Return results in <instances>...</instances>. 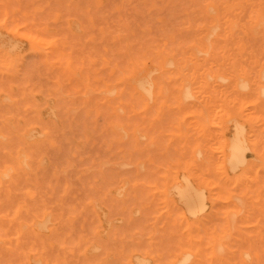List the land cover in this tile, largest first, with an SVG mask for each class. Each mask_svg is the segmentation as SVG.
<instances>
[{
    "label": "rangeland",
    "instance_id": "374dc122",
    "mask_svg": "<svg viewBox=\"0 0 264 264\" xmlns=\"http://www.w3.org/2000/svg\"><path fill=\"white\" fill-rule=\"evenodd\" d=\"M0 7V264H178L187 252L183 264H264V0ZM235 138L244 161L234 166ZM185 176L204 195L193 214L178 194Z\"/></svg>",
    "mask_w": 264,
    "mask_h": 264
},
{
    "label": "bare ground",
    "instance_id": "6f19581e",
    "mask_svg": "<svg viewBox=\"0 0 264 264\" xmlns=\"http://www.w3.org/2000/svg\"><path fill=\"white\" fill-rule=\"evenodd\" d=\"M22 1V0H21ZM34 1V0H33ZM107 1V0H106ZM27 2V1H26ZM61 2H63V1H61ZM80 2V1H79ZM11 3V2H10ZM60 3V2H59ZM78 3V2H77ZM83 3V2H82ZM85 3V2H84ZM106 3V2H105ZM12 4V3H11ZM50 5H51V3H49ZM80 4V3H79ZM89 4V3H88ZM59 5V4H58ZM86 5V4H85ZM105 5V4H104ZM40 6V5H39ZM49 6V5H48ZM47 6V7H48ZM60 6V5H59ZM59 6H57V7H59ZM81 6V5H80ZM84 6V5H83ZM42 7V6H41ZM62 7V6H61ZM67 7V6H66ZM94 7V6H93ZM1 8V7H0ZM11 8H12V6H11ZM51 8V7H50ZM73 8V7H72ZM27 9V8H26ZM49 9V8H48ZM53 10H55V8L53 7L52 8ZM52 9H51V11H52ZM84 9V8H83ZM20 10V9H19ZM50 10V9H49ZM69 10H71V8H69ZM81 10V9H80ZM99 10H100V8H99ZM77 11V10H76ZM84 11V10H83ZM89 12L91 11V10H88ZM87 11V12H88ZM96 11V10H95ZM1 12V11H0ZM43 12V11H42ZM79 12V11H78ZM92 12V11H91ZM7 13H8V11H7ZM69 13H71V11H69ZM3 14V13H2ZM60 14V13H59ZM83 14V13H82ZM87 14V13H86ZM89 14V13H88ZM12 15V14H11ZM10 15V16H11ZM19 15V14H18ZM29 15V14H28ZM47 15V14H46ZM61 15V14H60ZM9 16V17H10ZM59 16V15H58ZM1 17H3V16H1ZM8 17V18H9ZM16 17V16H15ZM37 17H38V14H37ZM40 17H41V15H40ZM38 18V19H41V18ZM84 17H86V16H84ZM34 19V18H33ZM37 19V20H38ZM58 19V18H57ZM24 20V19H23ZM25 20H27V19H25ZM86 20V19H85ZM30 21V20H29ZM35 21V20H34ZM44 21H45V18H44ZM82 20H80V22H81ZM36 22H38V21H36ZM12 23V22H11ZM86 23V22H85ZM42 24V23H41ZM49 24H50V22H49ZM48 24V22H47V25H49ZM72 25V24H71ZM235 25V24H234ZM50 26V25H49ZM48 26V27H49ZM56 25H54V27H55ZM58 26V25H57ZM56 26V27H57ZM60 26V25H59ZM63 26V25H62ZM65 26V25H64ZM35 27V26H34ZM47 26H46V28H48ZM71 27V26H70ZM73 27V26H72ZM263 27V26H262ZM36 28H38V27H36ZM23 29V28H22ZM26 29V28H25ZM38 29H40V28H38ZM57 29H59V28H57ZM56 29V30H57ZM78 29V28H77ZM7 30H8V28H7ZM43 30H44V27H43ZM52 30V29H51ZM15 31V30H14ZM21 31V30H20ZM27 31V30H26ZM209 31H211V30H208V32ZM36 32V31H35ZM44 32H46V31H44ZM57 32H58V30H57ZM76 32H78V31H76ZM80 32V31H79ZM90 32V31H89ZM59 33V32H58ZM57 33V34H58ZM40 34H42V33H40ZM56 34V33H55ZM67 34H69V33H67ZM209 34H210V32H209ZM33 36V35H32ZM45 36V35H44ZM53 36H55L54 34H53ZM61 36H62V34H61ZM35 37V36H34ZM56 37V36H55ZM47 38V37H46ZM49 38H51V37H49ZM66 39H68L67 37H66ZM77 39V38H76ZM59 41L57 40V43H58ZM68 42H70V41H68ZM207 42V41H206ZM65 44H66V41L64 42ZM81 43V42H80ZM68 44V43H67ZM70 44V43H69ZM207 44H209V43H207ZM59 45V44H58ZM73 45V44H72ZM85 45V44H84ZM75 47V46H74ZM86 47V46H85ZM84 47V48H85ZM68 48V47H67ZM82 48V47H81ZM89 48V47H88ZM64 49V48H63ZM69 49V48H68ZM72 49H73V47H72ZM83 49V48H82ZM91 49V48H90ZM133 49V48H132ZM95 50H97V49H95ZM65 51V50H64ZM72 51V50H71ZM75 51H76V49H75ZM93 51H94V49H93ZM129 51V50H128ZM129 52H131V51H129ZM143 51H141V53H142ZM196 52V51H195ZM53 53V52H52ZM72 53V52H71ZM82 53H85V51L83 52L82 51ZM91 53V52H90ZM136 54H137V52H135ZM134 53V54H135ZM147 53V52H146ZM150 53V52H149ZM148 54V53H147ZM196 54V53H195ZM85 55V54H84ZM89 55V54H88ZM142 56V55H141ZM81 57V56H80ZM143 57V56H142ZM49 58V57H48ZM156 58V57H155ZM51 59H53V58H51ZM57 59V58H56ZM59 59H61L60 58V56H59ZM49 60V59H48ZM58 60V59H57ZM34 61V60H33ZM153 61V60H152ZM155 62V61H154ZM55 64H56V62H55ZM62 64V63H61ZM181 65V64H180ZM29 66V65H28ZM126 66H129L128 64L126 65ZM251 67V66H250ZM39 68V67H38ZM37 68V69H38ZM25 69V68H24ZM33 69V68H32ZM129 69H131V67L129 68ZM27 70V69H26ZM45 70V69H44ZM43 70V71H44ZM50 70V69H49ZM207 70H208V68H207ZM82 71V70H81ZM50 72V71H49ZM56 72V71H55ZM83 72V71H82ZM85 72V71H84ZM23 73H25V72H23ZM27 73V72H26ZM52 73V72H51ZM49 74V73H48ZM52 74H55V73H52ZM117 74V73H116ZM26 75V74H25ZM61 75V74H60ZM63 75V74H62ZM31 76V75H30ZM54 76V75H53ZM207 76V75H206ZM220 76V75H219ZM28 77V76H27ZM26 77V78H27ZM198 77V76H197ZM258 77V76H257ZM59 78V77H58ZM129 78H131V77H129ZM208 78V77H207ZM224 78V77H223ZM109 79V78H108ZM107 79V80H108ZM162 79V78H161ZM39 80V79H38ZM42 80V79H41ZM113 80V79H112ZM126 80V79H125ZM141 80V79H140ZM260 81V80H259ZM7 82V81H6ZM40 82V81H39ZM89 82V81H88ZM111 82V81H110ZM140 82V84H137L138 85V87L140 86L141 87V90H144L143 92H145V94L147 93V92H149L150 91V89L152 88V85L149 83V81L147 80V78H143L141 81H139ZM160 82V81H159ZM222 82V81H221ZM8 83V82H7ZM29 83V82H28ZM186 83H187V81H186ZM195 83V82H194ZM261 83V82H260ZM259 83V84H260ZM42 84V83H41ZM90 84H92L91 82H90ZM176 84V83H175ZM49 85V84H48ZM28 86V85H27ZM110 86V85H109ZM53 87V86H52ZM159 87V86H158ZM38 88V87H37ZM42 88V87H41ZM114 88V87H113ZM112 88V89H113ZM126 88V87H125ZM156 88V87H155ZM239 88V87H238ZM111 89V90H112ZM164 89V88H163ZM27 90V89H26ZM91 90V89H90ZM110 90V91H111ZM156 90H158L157 88H156ZM104 91V90H103ZM9 92V91H8ZM59 92V91H58ZM85 92H87V91H85ZM155 92H157V91H155ZM170 92H171V90H170ZM190 92V91H189ZM52 93V92H51ZM100 93H103V92H101L100 91ZM100 93H98V94H100ZM106 93V92H105ZM107 93H109L108 91H107ZM112 93V92H111ZM150 93V92H149ZM165 93V92H164ZM44 94V93H43ZM53 94H54V92H53ZM121 94V93H120ZM167 94V93H166ZM109 95V94H108ZM148 96V98H150L151 96L150 95H147ZM176 96V95H175ZM193 97V96H192ZM160 98L162 99V97L160 96ZM172 98V97H171ZM191 98V97H190ZM122 99H123V97H122ZM212 99V98H211ZM227 99V98H226ZM47 100V99H46ZM134 100V99H133ZM19 101V100H18ZM129 101H131V100H129ZM168 101V100H167ZM20 102V101H19ZM58 102V101H57ZM60 102V101H59ZM62 102V101H61ZM61 102L59 103V104H61ZM18 103V102H17ZM48 103V102H47ZM64 104H65V102H63ZM19 104H22V103H19ZM28 104V103H27ZM114 104V103H113ZM202 104V103H201ZM25 105V104H24ZM29 105V104H28ZM119 105V104H118ZM31 106V105H30ZM36 106V105H35ZM69 106H72V105H69ZM104 105H102V107H103ZM10 107V106H9ZM19 107V106H18ZM49 107V106H48ZM55 107H57L56 105H55ZM124 107V106H123ZM20 108H22V107H20ZM104 108V107H103ZM105 109V108H104ZM116 109V108H115ZM198 109V108H197ZM2 110V109H1ZM70 110V109H69ZM183 110V109H182ZM200 110V109H199ZM3 111V110H2ZM6 111V110H5ZM72 110H70V112H71ZM153 111V110H152ZM205 111V110H204ZM211 111V110H210ZM250 111V110H249ZM9 112V111H8ZM38 112H39V109H38ZM153 112H155V111H153ZM186 112V111H185ZM13 114V113H12ZM26 114V113H25ZM29 114H31L30 112H29ZM167 114V113H166ZM182 114V113H181ZM63 115V114H62ZM61 115V116H62ZM166 116H168V115H166ZM165 116V117H166ZM170 116H172V115H170ZM59 118H60V116H58ZM141 117V116H140ZM173 117V116H172ZM226 117V116H225ZM16 118V117H15ZM70 118V117H69ZM69 118H68V120H69ZM112 118V117H111ZM134 118V117H133ZM168 117H166V119H167ZM11 119V118H10ZM9 118H8V120H10ZM62 119V118H61ZM165 119V120H166ZM48 120V119H47ZM121 120V119H120ZM149 120V119H148ZM151 120V119H150ZM168 120V119H167ZM171 120H173V118L171 119ZM67 121V120H66ZM142 121V120H141ZM163 121V123H165L166 121H164V120H162ZM120 122V121H119ZM126 122V121H125ZM149 122V121H148ZM171 122V121H170ZM174 122V121H173ZM157 123V122H156ZM159 123V122H158ZM172 123V122H171ZM186 123V122H185ZM124 124V123H123ZM187 124H188V122H187ZM226 124H228V123H226ZM1 125V124H0ZM52 125V124H51ZM61 125H63V124H61ZM72 125V124H71ZM91 125V124H90ZM157 125V124H156ZM161 126H162V124H160ZM229 125V124H228ZM14 126H16V125H14ZM23 126H25V124L23 125ZM161 126H159V127H161ZM190 126V125H189ZM63 127V126H62ZM81 127V126H80ZM125 127V126H124ZM127 127V126H126ZM149 127V126H148ZM157 127H158V125H157ZM192 127V126H191ZM13 128V127H12ZM16 128V127H15ZM65 129H66V127H64ZM146 128V127H145ZM163 128V127H162ZM161 128V129H162ZM1 129V128H0ZM5 129V128H4ZM18 129V128H17ZM47 129H48V127H47ZM76 129V128H75ZM82 129V128H81ZM80 129V130H81ZM150 129V128H149ZM164 129V128H163ZM168 129V128H167ZM174 129V128H173ZM239 129V128H238ZM20 130V129H19ZM54 130V129H53ZM52 130V131H53ZM143 130V129H142ZM194 130V129H193ZM17 131V130H16ZM51 131V130H50ZM145 131V130H144ZM155 131V130H154ZM158 131V130H157ZM2 132V131H1ZM59 132V131H58ZM72 132V131H71ZM240 132H241V130L239 129V130H236V133H237V136L236 137H239V135H240ZM68 133V132H67ZM77 133V132H76ZM80 133V132H79ZM109 133V132H108ZM148 133V132H147ZM151 132H149V134H150ZM157 133V132H156ZM191 133V132H190ZM6 135H7V133H5ZM10 133H8V135H9ZM57 134V133H56ZM66 134V133H65ZM113 134V133H112ZM155 134V133H154ZM95 135V134H94ZM192 135V134H191ZM25 136V135H24ZM27 136V135H26ZM25 136V137H26ZM61 137H62V135H60ZM208 136V135H207ZM12 137V136H11ZM63 137H64V135H63ZM69 137H70V135H69ZM96 137V136H95ZM98 137V136H97ZM164 137V136H163ZM47 138V137H46ZM77 138H80V137H77ZM102 138V137H101ZM3 139V138H2ZM8 139V138H7ZM54 139V138H53ZM100 139V138H99ZM112 139V138H111ZM166 139V138H165ZM192 139V138H191ZM198 139V138H197ZM201 139V138H200ZM11 140V139H10ZM12 140H13V142L15 141L13 138H12ZM11 140V141H12ZM28 140V139H27ZM95 140H97L96 138H95ZM215 140V139H214ZM72 141V140H71ZM89 141H91V140H89ZM99 141V140H98ZM199 141V140H198ZM16 142V141H15ZM21 142V141H20ZM45 142V141H44ZM54 142H55V140H54ZM73 142V141H72ZM157 142H158V140H157ZM178 142V141H177ZM18 143V142H17ZM22 143V142H21ZM85 143V142H84ZM101 143V142H100ZM153 143V142H152ZM166 143V142H165ZM216 143V142H215ZM242 142H240V139L239 138H235V139H233L231 142H230V144H228V153H227V156H226V158H227V161H230V162H232L233 163V165H234V162H240V163H243V161H244V156L242 155V153H243V150H244V147L242 146V144H241ZM56 144H58V143H56ZM60 144V143H59ZM129 144V143H128ZM133 144V143H132ZM217 144V143H216ZM11 145V144H10ZM17 145V144H16ZM22 145V144H21ZM86 144H84V145H82V146H85ZM170 145V144H169ZM168 145V146H169ZM1 146V145H0ZM8 146H9V144H8ZM89 146V145H88ZM103 146H104V144H103ZM111 146H113L112 144H111ZM122 146V145H121ZM3 147H5V146H2V148ZM60 147H62V145L60 144ZM66 147H67V144H66ZM72 147V146H71ZM70 147V148H71ZM86 148H87V145L85 146ZM133 147V146H132ZM151 147V146H150ZM173 147V146H172ZM191 147V146H190ZM1 148V147H0ZM1 148V149H2ZM6 148H8V147H6ZM11 147H9V149H10ZM16 148V147H15ZM25 148V147H24ZM31 148V147H30ZM124 148V147H123ZM179 148V147H178ZM8 149V150H9ZM34 149V148H33ZM85 149V148H84ZM111 149V148H110ZM109 149V150H110ZM199 149V148H198ZM14 150V149H13ZM12 150V148H11V150L10 151H13ZM27 151H28V149H26ZM35 150V149H34ZM71 150V149H70ZM108 150V151H109ZM129 150H131V146H129ZM169 150H171V147H170V149ZM180 150V149H179ZM182 150V149H181ZM1 151V150H0ZM36 151V150H35ZM61 151V150H60ZM80 151H81V149H80ZM107 151V152H108ZM113 151V150H112ZM146 151V150H145ZM191 151V150H190ZM200 151V150H199ZM14 152V151H13ZM37 152V151H36ZM36 152H35V154H36ZM59 152V151H58ZM82 152H84V151H82ZM103 152H105V150L103 151ZM110 152V151H109ZM108 152V153H109ZM121 152V151H120ZM150 152V151H149ZM148 152V153H149ZM152 152V151H151ZM150 152V153H151ZM158 152V151H157ZM186 152V151H185ZM1 153V152H0ZM23 153V152H22ZM40 153V152H39ZM75 153H77L78 154V152L76 151ZM90 153V152H89ZM108 153H107V156H108ZM118 153V152H117ZM136 153V156L137 157H139V153H138V151L137 152H135ZM137 153H138V155H137ZM167 153H168V151H167ZM14 154V153H13ZM38 154V153H37ZM49 154H50V152H49ZM106 154V153H105ZM123 154H125V153H123ZM30 155H31V153H30ZM51 155V154H50ZM68 155V154H67ZM76 155V154H75ZM120 155V154H119ZM154 155V154H153ZM169 155V154H168ZM19 156V155H18ZM32 156H33V154H32ZM39 156V155H38ZM37 156V157H38ZM78 156V155H77ZM98 156V155H97ZM99 156H101V158H102V156H103V154L102 155H100L99 154ZM112 156V155H111ZM136 156H134V157H136ZM143 156H144V154H143ZM49 157V156H48ZM62 157H65V155L64 156H62ZM68 157V156H67ZM71 157V156H70ZM126 158H127V155L125 156ZM124 157V158H125ZM192 157V156H191ZM0 158H1V156H0ZM3 158V157H2ZM4 158H6V157H4ZM30 158V157H29ZM32 158H35V157H32ZM54 158V157H53ZM77 158V157H76ZM96 158V157H95ZM104 158V157H103ZM112 158H114V157H112ZM118 158V157H117ZM123 158V159H124ZM125 158V159H126ZM23 159V158H22ZM69 159V158H68ZM116 159V158H115ZM132 159V158H131ZM137 159V158H136ZM157 159V158H156ZM159 159V158H158ZM166 159V158H165ZM170 159V158H169ZM207 159V158H206ZM1 160V159H0ZM34 160V159H33ZM36 160V159H35ZM70 160V159H69ZM108 160H109V157H108V159H105V161L106 162H108ZM111 160V159H110ZM162 160H163V158H162ZM3 161V160H2ZM10 161H11V159H10ZM74 162H75V160H73ZM105 161H100V162H103L104 164H106L105 163ZM112 161V160H111ZM165 161V160H164ZM3 162H6V161H3ZM3 162H1L0 161V163H3ZM29 162V161H28ZM31 162V161H30ZM35 162V161H34ZM56 162V161H55ZM135 162V161H134ZM166 162V161H165ZM189 162V161H188ZM23 163V162H22ZM57 163V162H56ZM55 163V164H56ZM60 163V162H59ZM57 164V165H59L60 166V164ZM62 163H64L63 162V160H62ZM116 163V162H115ZM118 164H119V162H117ZM122 163V162H121ZM213 163V162H212ZM30 164V163H29ZM28 164V165H29ZM50 164V163H49ZM54 164V163H53ZM101 164V163H100ZM128 164H131V163H129L128 162ZM147 164V163H146ZM163 164H164V162H163ZM196 164H197V162H196ZM22 165V164H21ZM24 165V164H23ZM56 165V166H57ZM92 165V164H91ZM109 165V163L107 164V165H104V166H108ZM16 166V165H15ZM15 166H14V168H15ZM25 166V165H24ZM34 166V165H33ZM52 166V165H51ZM69 166V164L67 165V167ZM95 166H97V165H94V167ZM103 166V165H102ZM103 166V167H104ZM114 166H116V164L114 165ZM150 166V165H149ZM171 166V165H170ZM181 166V165H180ZM235 166V165H234ZM1 167H2V165H1ZM0 167V168H1ZM17 167V166H16ZM30 167H32V165L30 166ZM49 167V166H48ZM92 167V166H91ZM147 167V166H146ZM151 167V166H150ZM150 167H148V169L150 168ZM25 168V167H24ZM93 168V167H92ZM152 169H153V167H151ZM52 169V168H51ZM93 169H96V168H93ZM103 169V168H102ZM106 169H108V167L106 168ZM147 169V170H148ZM156 169V168H155ZM10 170V169H9ZM18 170V169H17ZM39 170H40V168H39ZM66 170H68V168L66 169ZM72 170V169H71ZM74 170V169H73ZM73 170H72V172H73ZM114 170V169H113ZM104 171H105V168H104ZM112 171V170H111ZM122 171V170H121ZM192 171V170H191ZM17 172V171H16ZM103 172V171H102ZM4 173H6V172H4ZM18 173V172H17ZM20 173H21V171H20ZM67 173V172H66ZM74 173V172H73ZM79 173V172H78ZM96 173V172H95ZM109 173V172H108ZM147 173H149V171H147ZM3 174V173H2ZM72 174V173H71ZM70 174V175H71ZM97 174V173H96ZM101 174V173H100ZM111 174H113V173H111ZM119 174H121V173H119ZM213 174V173H212ZM12 175V174H11ZM61 175V174H60ZM104 175V174H103ZM114 175V174H113ZM122 175V174H121ZM148 175V174H147ZM214 175V174H213ZM248 175H249V173H248ZM17 177H19V175H16ZM20 176H22V174L20 175ZM127 176V175H126ZM154 176V175H153ZM207 176V175H206ZM17 177H15V179L17 178ZM30 177H31V175H30ZM33 177V176H32ZM31 177V178H32ZM105 177H107V176H105ZM133 177V176H132ZM214 177V176H213ZM1 178V177H0ZM30 178V179H31ZM91 178V177H90ZM99 178V177H98ZM109 178V177H108ZM110 178H111V176H110ZM114 178H115V175H114ZM138 178H140V177H138ZM151 178H153V177H151ZM211 178V177H210ZM20 180H22L23 178H19ZM19 179H17V180H19ZM92 179V178H91ZM141 179V178H140ZM156 179V178H155ZM13 180V179H12ZM97 180V179H96ZM105 180V179H104ZM145 180V179H144ZM160 180V179H159ZM14 181V180H13ZM33 181V180H32ZM58 181V180H57ZM68 181H72V179L71 180H69L68 179ZM74 181V180H73ZM77 180H75V182H76ZM6 182V181H5ZM15 182V181H14ZM19 182H21V181H19ZM82 182V181H81ZM190 179L188 180V176L186 177H184V180H181L177 185V189H178V194H179V198L182 200V202H183V204H184V207H185V209H186V212L187 213H189V214H193L196 210L198 211L199 209H202V208H204V206H205V200H204V195L202 194V193H199V192H193L192 190H191V186H190ZM17 183H18V181H17ZM51 183V182H50ZM78 183V182H77ZM106 183V182H105ZM113 183V182H112ZM119 183V182H118ZM149 183V182H148ZM5 184V183H4ZM28 184V183H27ZM27 184H25L24 185V187H26V186H28ZM41 184V183H40ZM78 184H80V183H78ZM93 184H95V183H93ZM174 184V183H173ZM256 184V183H255ZM30 185V184H29ZM60 185V184H59ZM71 185H73V183L71 182ZM74 185H77V184H74ZM86 185V184H85ZM104 185V184H103ZM2 186H3V183H2ZM39 186V185H38ZM37 186V187H38ZM61 186V185H60ZM98 186V185H97ZM17 187H18V185H17ZM23 187V188H24ZM71 187V186H70ZM100 187V186H99ZM103 187V186H102ZM101 187V188H102ZM15 188V187H14ZM23 188H20V189H23ZM71 188H73V187H71ZM76 188V187H75ZM78 188H80V186L78 187ZM85 188V187H84ZM10 189H12V188H10ZM30 189V188H29ZM31 189H34V187H32ZM151 189V188H150ZM226 189V188H225ZM1 190H2V187H1ZM0 190V191H1ZM13 190V189H12ZM76 190H78L77 188H76ZM85 190H87V189H85ZM104 190V189H103ZM17 191V190H16ZM69 191V190H68ZM74 191V190H73ZM88 191V190H87ZM100 191V190H99ZM102 191V190H101ZM223 191V190H222ZM36 192V191H35ZM85 192V191H84ZM83 192V193H84ZM89 193H91V190H89L88 191ZM93 190H92V194H93ZM96 192H97V190H96ZM95 192V193H96ZM251 192V191H250ZM75 193V192H74ZM129 193V192H128ZM262 193V192H261ZM0 194H1V192H0ZM14 194V193H13ZM17 194V193H16ZM80 194V193H79ZM2 195V194H1ZM24 195V194H23ZM23 195H21V196H23ZM67 195V194H66ZM75 195H77V194H75ZM84 195V194H83ZM100 195V194H99ZM10 196H12V193H11V195ZM20 196V197H21ZM80 196V195H79ZM89 196V195H88ZM95 196V195H94ZM144 196V195H143ZM3 197H4V195H3ZM15 197V196H14ZM13 197V198H14ZM35 197V196H34ZM51 197H52V195H51ZM77 197V196H76ZM75 197V198H76ZM97 197V196H96ZM159 197V196H158ZM222 197V196H221ZM1 198V202L3 201L4 202V200H3V198L2 197H0ZM16 198V197H15ZM53 198V197H52ZM147 198V197H146ZM156 198V197H155ZM5 199V198H4ZM10 199H11V197H10ZM17 199V198H16ZM16 199H15V201H16ZM20 199V198H19ZM45 199V198H44ZM68 199V198H67ZM67 199L65 200V201H67ZM70 199V198H69ZM81 199V198H80ZM6 200V199H5ZM22 200V199H21ZM25 200V199H24ZM27 200V199H26ZM108 200V199H107ZM144 200V199H143ZM147 200V199H146ZM224 200V199H223ZM30 201V200H29ZM62 201V200H61ZM82 201H83V199H82ZM134 201V200H133ZM12 202H14V200L12 201ZM20 202V201H19ZM26 203H29L28 202V200L27 201H25ZM64 202V201H63ZM240 202V201H239ZM238 202V203H239ZM151 203H154V202H151ZM171 203V202H170ZM14 204H15V202H14ZM64 204H65V202H64ZM71 204V203H70ZM178 204V203H177ZM240 204V203H239ZM29 205V204H28ZM66 205V204H65ZM113 205V204H112ZM230 205V204H229ZM9 206H10V204L7 206L6 205V207L7 208H9ZM27 206V205H26ZM12 207H13V205H12ZM25 207V206H24ZM230 207H231V205H230ZM0 208H2V209H0L1 211L0 212H3V207H0ZM4 208H5V206H4ZM10 208H11V206H10ZM26 208V207H25ZM225 208V207H224ZM223 208V209H224ZM232 208V207H231ZM21 209V208H20ZM53 209V208H52ZM78 209V208H77ZM85 209V208H84ZM235 210H236V208H234ZM243 209V208H242ZM242 209H241V211H242ZM10 210V209H9ZM8 210V211H9ZM13 210V208L11 209V211ZM22 210V209H21ZM32 210H36V209H31L30 211H32ZM153 210V209H152ZM250 211V210H249ZM10 212V211H9ZM68 212V211H67ZM111 212V211H110ZM115 212V211H114ZM38 213V212H37ZM231 213V212H230ZM241 213V212H240ZM21 219H23L24 217V215L23 214H25V213H23V211H21ZM35 214V213H34ZM41 214V213H40ZM81 214H82V212H81ZM38 215V214H37ZM36 215V216H37ZM140 215V214H139ZM143 215V214H142ZM8 216H10L9 214H8ZM25 216L26 217H28L26 214H25ZM65 216V215H64ZM133 216V215H132ZM148 216V215H147ZM142 217H144V216H142ZM220 217V216H219ZM29 218V217H28ZM77 218V217H76ZM230 218V217H229ZM159 219V218H158ZM157 219V220H158ZM29 221V219H26V221ZM89 220V219H88ZM145 220V219H144ZM148 220V219H147ZM180 220V219H179ZM230 220V219H229ZM36 221V220H35ZM38 221V220H37ZM7 222V221H6ZM5 222V223H6ZM84 222V221H83ZM145 222V221H144ZM4 223V224H5ZM15 223V222H14ZM38 223V222H37ZM43 223V221L41 222V224ZM157 223V222H156ZM155 223V224H156ZM230 223H231V220H230ZM73 224H74V222H73ZM2 225V224H1ZM6 225H7V223H6ZM5 225V226H6ZM17 225V224H16ZM33 225V224H32ZM38 225V224H37ZM40 225V224H39ZM140 225V224H139ZM217 225V224H216ZM222 225V224H221ZM231 225V224H230ZM4 226V227H5ZM66 226V225H65ZM72 226V225H71ZM11 227V226H10ZM19 227H20V225H19ZM90 227V226H89ZM165 227V226H164ZM163 227V228H164ZM210 227H212V226H210ZM41 228V227H40ZM231 228H232V226H231ZM56 229H59V228H56ZM67 229V228H66ZM119 229H121V228H119ZM9 230V233H10V230L12 231V227L11 228H9L8 229ZM7 230V231H8ZM35 230V229H34ZM43 230V229H42ZM149 230H151V229H149ZM22 231V230H21ZM65 231V230H64ZM81 232V231H80ZM149 232V231H148ZM179 232V231H178ZM2 233V232H1ZM12 234H14V232H11ZM146 233V232H145ZM174 233V232H173ZM5 234H8V232L7 233H5ZM137 234H139V235H141V237L143 238V234L142 233H138L137 232ZM137 234H135V236H138ZM202 234V233H201ZM1 235V234H0ZM10 235V234H9ZM28 235V234H27ZM204 235V234H203ZM206 235V234H205ZM20 236H21V234H20ZM24 236H26V235H24ZM91 236V235H90ZM111 236V235H110ZM134 236V235H133ZM226 236V235H225ZM27 237V236H26ZM26 237H24V238H26ZM139 237V236H138ZM141 237H139L140 238V241H142V238ZM218 237V236H217ZM216 237V238H217ZM23 238V239H24ZM177 238V237H176ZM183 238H184V236H183ZM224 239V238H223ZM259 239V238H258ZM221 240V239H220ZM1 241V240H0ZM14 240L12 239V242H13ZM128 241V240H127ZM12 242H11V244L10 245H12ZM94 242H95V240H94ZM124 242H126V241H124ZM164 242V241H163ZM221 242V241H220ZM220 242H219V240L217 239L215 242H214V246H215V248L217 249V250H219V248H220ZM0 243H2V242H0ZM20 243V242H19ZM30 243V242H29ZM141 243V242H140ZM171 243V242H170ZM80 244V243H79ZM82 244V243H81ZM85 244H86V242H85ZM91 244V243H90ZM139 244V243H138ZM137 244V245H138ZM142 244V243H141ZM162 244V243H161ZM179 244V243H178ZM84 245V244H83ZM136 245V244H135ZM222 245V244H221ZM257 245V244H256ZM92 246V245H91ZM134 246V245H133ZM223 246V245H222ZM227 246H230V245H227ZM11 247H13V245L11 246ZM25 248H27L26 246H24ZM34 247V246H33ZM136 247V246H135ZM174 247V246H173ZM198 247V246H197ZM15 248V250H16V247H14ZM21 248H23V245L21 246ZM72 248H74V247H72ZM118 248V247H117ZM124 249H125V247H123ZM170 248V247H169ZM224 248V247H223ZM24 249V248H23ZM28 249V248H27ZM59 249H61V248H59ZM215 249V250H216ZM19 250H20V248H19ZM25 250V249H24ZM33 250V249H32ZM29 251V250H28ZM65 251V250H64ZM165 251V250H164ZM178 251V250H177ZM224 251V250H223ZM2 251H0V253H1ZM16 252V251H15ZM86 252V251H85ZM244 252V251H243ZM3 253V252H2ZM1 253V254H2ZM248 253V252H247ZM5 253H3L2 255H4ZM58 254H59V252H58ZM234 254V253H233ZM20 255H21V253H20ZM108 255V254H107ZM190 255V253L189 252H187V253H185L182 257H181V259L180 260H177L178 261V264H183V263H186V262H188V260H190V257H191V255ZM5 256V255H4ZM22 256V255H21ZM21 258V257H20ZM33 258V257H32ZM79 258V257H78ZM118 258V257H117ZM139 258V257H138ZM245 257H243V259H244ZM9 259H11V258H9ZM66 259V258H65ZM166 259V258H165ZM179 259V258H178ZM20 260V259H19ZM104 260V259H103ZM106 260V259H105ZM247 260V259H246ZM245 260V261H246ZM71 261H73V260H71ZM4 262V261H3ZM13 262V261H12ZM65 262V261H64ZM218 262V261H217ZM14 263V262H13ZM20 263V262H19ZM61 263V262H60ZM78 263V262H77ZM245 263V262H244ZM1 264H3L2 263V260H1ZM62 264V263H61ZM101 264V263H100ZM224 264H225V262H224Z\"/></svg>",
    "mask_w": 264,
    "mask_h": 264
}]
</instances>
